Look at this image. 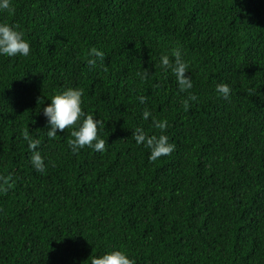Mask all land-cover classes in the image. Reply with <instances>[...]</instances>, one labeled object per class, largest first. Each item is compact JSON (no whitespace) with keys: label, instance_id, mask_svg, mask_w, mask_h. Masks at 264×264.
I'll use <instances>...</instances> for the list:
<instances>
[{"label":"trees","instance_id":"obj_1","mask_svg":"<svg viewBox=\"0 0 264 264\" xmlns=\"http://www.w3.org/2000/svg\"><path fill=\"white\" fill-rule=\"evenodd\" d=\"M12 6L0 22L23 31L31 53L0 56V264H90L113 248L136 264H264V0ZM176 48L198 97L188 108L159 64ZM68 87L82 88L84 111L104 123L103 153L74 154L71 128L48 139L43 108ZM145 108L167 120L175 144L155 162L132 138L137 127L161 134ZM26 128L40 140L43 173Z\"/></svg>","mask_w":264,"mask_h":264},{"label":"clouds","instance_id":"obj_2","mask_svg":"<svg viewBox=\"0 0 264 264\" xmlns=\"http://www.w3.org/2000/svg\"><path fill=\"white\" fill-rule=\"evenodd\" d=\"M13 11L12 0H0V12ZM31 53V44L25 38L23 31L19 30L16 25L6 22H0V56L3 57H27ZM94 55L103 58V54L94 51ZM95 60L89 63L94 64ZM160 68L165 72H171L177 82L180 92H187L188 97L184 100L185 108L189 107L190 102H195L198 97L191 93L193 80L189 73V64L183 58L180 48L172 50L171 56L162 54L159 57ZM141 79L147 80L150 77L148 69L144 68L142 73H138ZM218 96L228 99L231 95V88L227 83H218L215 87ZM84 90L79 87H68L57 94L52 95L50 104L43 108V115L47 119L46 135L48 139H55L58 130L64 132L65 129L71 128V139L68 145L71 151L76 154L85 147L94 151L103 153L106 151L107 142L101 138L100 131L105 127L101 119H97L95 114L86 113L83 109ZM48 100V99H47ZM139 102L146 104L147 98L139 96ZM44 105L45 99L41 97L37 105ZM40 111V107H39ZM151 119V127L161 130V134L149 135L143 127L133 129L132 138L138 146H144L148 149L149 161L155 162L161 157L170 156L175 150V144L169 142V137L163 134L168 127L165 119H158L145 108L142 112V119L147 121ZM23 141L27 143L31 150L29 157L32 167L38 173L46 170L45 158L38 151L40 140L32 135L28 128L21 132ZM90 264H136V261L129 254L122 250L113 248L105 251L103 254L92 256Z\"/></svg>","mask_w":264,"mask_h":264}]
</instances>
